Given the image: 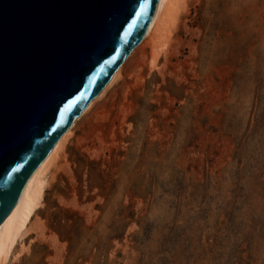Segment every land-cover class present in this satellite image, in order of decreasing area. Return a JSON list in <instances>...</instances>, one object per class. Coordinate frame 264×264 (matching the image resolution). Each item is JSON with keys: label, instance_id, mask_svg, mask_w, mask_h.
Here are the masks:
<instances>
[{"label": "rangeland", "instance_id": "374dc122", "mask_svg": "<svg viewBox=\"0 0 264 264\" xmlns=\"http://www.w3.org/2000/svg\"><path fill=\"white\" fill-rule=\"evenodd\" d=\"M72 123L8 264H264V0H189Z\"/></svg>", "mask_w": 264, "mask_h": 264}, {"label": "water", "instance_id": "95a60500", "mask_svg": "<svg viewBox=\"0 0 264 264\" xmlns=\"http://www.w3.org/2000/svg\"><path fill=\"white\" fill-rule=\"evenodd\" d=\"M158 0H0V224L141 43Z\"/></svg>", "mask_w": 264, "mask_h": 264}, {"label": "bare ground", "instance_id": "6f19581e", "mask_svg": "<svg viewBox=\"0 0 264 264\" xmlns=\"http://www.w3.org/2000/svg\"><path fill=\"white\" fill-rule=\"evenodd\" d=\"M188 1L189 0H158L155 13L143 36V40L148 39L151 41L150 64H155L159 55L168 50L170 38L178 27L180 18ZM119 76L120 68L116 70L106 86H109ZM89 106L90 103L82 112H85ZM73 127L74 124L72 123L66 132L59 138L47 157L34 171L25 185L17 204L2 224H0V264H8L17 246L22 244L23 234L40 201V181L55 163L59 148Z\"/></svg>", "mask_w": 264, "mask_h": 264}]
</instances>
